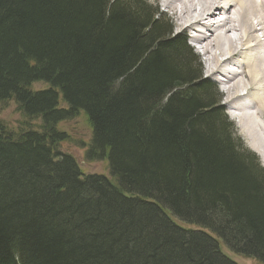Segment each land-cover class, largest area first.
<instances>
[{
	"label": "trees",
	"instance_id": "trees-1",
	"mask_svg": "<svg viewBox=\"0 0 264 264\" xmlns=\"http://www.w3.org/2000/svg\"><path fill=\"white\" fill-rule=\"evenodd\" d=\"M203 75L148 0H0V103L40 121H0V264L264 263V166ZM81 111L113 179L57 149Z\"/></svg>",
	"mask_w": 264,
	"mask_h": 264
},
{
	"label": "bare ground",
	"instance_id": "bare-ground-1",
	"mask_svg": "<svg viewBox=\"0 0 264 264\" xmlns=\"http://www.w3.org/2000/svg\"><path fill=\"white\" fill-rule=\"evenodd\" d=\"M161 1L194 32L208 74L219 76L232 117L264 164V0Z\"/></svg>",
	"mask_w": 264,
	"mask_h": 264
},
{
	"label": "rangeland",
	"instance_id": "rangeland-1",
	"mask_svg": "<svg viewBox=\"0 0 264 264\" xmlns=\"http://www.w3.org/2000/svg\"><path fill=\"white\" fill-rule=\"evenodd\" d=\"M148 2L149 4L158 7L159 11L163 12L164 15L170 19L173 28V36L181 35L186 39L188 38L189 43L193 46L194 50L200 56V61L203 65V74H204L203 76L211 77V75H209L207 71L208 70V63L206 60L207 57L203 53V50L201 49L200 45L194 41L195 39L194 32L191 29L190 31L184 28H180V24H178L175 14H172L171 13L172 10L163 6L161 0H148ZM212 78L219 82L218 83L215 81L218 84L219 89L223 95V103L227 107V112L229 113V115L228 113L226 114L228 115L230 121L233 122L237 128L236 137L240 138V140L244 143L247 149L253 151L252 149H250L248 145L247 137L242 134L241 128L238 126V123L231 115V107L227 102V93L224 91L226 89L223 83L219 79L218 75H214L211 77V79ZM48 86L49 84L46 82H35L32 85V89L38 91L48 88ZM59 102L61 107L67 106L62 96L60 97ZM0 121L7 124L9 128L14 129V131L16 132L22 130L26 122H30V125L32 126H38V124L40 123L39 120L29 121L27 118H25V116L19 110L17 102L12 99L0 103ZM58 130L63 133H66L67 138L59 143L57 149L60 150L61 152L73 155L81 165V170L83 173H88V174L98 173V174H104L112 179L114 178L112 177L111 168L107 157H103L102 159L99 160H89L87 158V152L91 144L93 130L89 122L88 115L84 111H81V113L78 116L72 119L60 122L58 124ZM253 152L259 157L261 164L264 166L260 155H258L255 151ZM173 218L177 220L175 217ZM177 222H179L180 225H185V226L187 225L186 223L181 222L179 220H177ZM216 238L219 240L223 252L227 254L229 257H231L238 264H264L263 262L259 261L256 258L246 257L240 254H236L235 252L229 249V247L225 244V242L222 239H219L218 237Z\"/></svg>",
	"mask_w": 264,
	"mask_h": 264
}]
</instances>
